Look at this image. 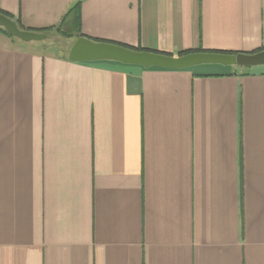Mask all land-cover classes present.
<instances>
[{"label": "crops", "instance_id": "crops-1", "mask_svg": "<svg viewBox=\"0 0 264 264\" xmlns=\"http://www.w3.org/2000/svg\"><path fill=\"white\" fill-rule=\"evenodd\" d=\"M78 2L86 38L264 51V0L0 10L42 30ZM45 44L0 31V264H264V65L73 62Z\"/></svg>", "mask_w": 264, "mask_h": 264}, {"label": "water", "instance_id": "water-1", "mask_svg": "<svg viewBox=\"0 0 264 264\" xmlns=\"http://www.w3.org/2000/svg\"><path fill=\"white\" fill-rule=\"evenodd\" d=\"M0 27L9 35L23 43L43 42L49 34L23 30L16 21L0 13ZM68 58L73 62L115 61L145 68L163 67L169 70L186 69L203 64L224 66L257 67L264 65V51L255 54H221L215 52H195L182 56L133 50L118 44L96 42L79 37L71 46Z\"/></svg>", "mask_w": 264, "mask_h": 264}, {"label": "trees", "instance_id": "trees-1", "mask_svg": "<svg viewBox=\"0 0 264 264\" xmlns=\"http://www.w3.org/2000/svg\"><path fill=\"white\" fill-rule=\"evenodd\" d=\"M80 4H81L80 2L76 3V5H74L70 9V11L65 15V17L62 19V21L58 25L49 27L47 29H42V30H32V29L25 28L21 24L20 20L17 19L16 17H14L12 14L4 12V11H1V10H0V13L6 15L7 17L11 18L12 20L16 21L17 24L19 25V27L21 29H23V30H30V31L40 32V33H47V34H49V36H50L51 33H56L57 35H59V36H61L63 38H71V37H73V38L78 39L79 37H83L84 36L81 33V21H80L81 7H80ZM0 31L5 33L9 37H11L13 40L23 43L19 39L9 35L1 27H0ZM87 38H89V37H87ZM89 39H91V38H89ZM91 40L96 41V42H108V41H101V40H97V39H91ZM108 43H113V42H108ZM113 44H118V45L130 48V49H133V50H138V51H151V52H155V53H160V52L154 51V50H149V49H144V48H136V47H131V46H127V45H123V44H119V43H113ZM199 51L200 52H218V51H205V50H199ZM259 51H261V50L254 51L252 53H256V52H259ZM68 52L66 54L67 58H68ZM192 52H194V51L181 52L180 55H185V54H189V53H192ZM167 55H172V54H167ZM154 67L161 68V69H166V68H163V67H157V66H154Z\"/></svg>", "mask_w": 264, "mask_h": 264}, {"label": "rangeland", "instance_id": "rangeland-1", "mask_svg": "<svg viewBox=\"0 0 264 264\" xmlns=\"http://www.w3.org/2000/svg\"><path fill=\"white\" fill-rule=\"evenodd\" d=\"M43 42H46L45 45L52 46L51 48L56 49L57 52H62L66 55L75 42V39L73 37L63 38L55 33H51L49 38Z\"/></svg>", "mask_w": 264, "mask_h": 264}]
</instances>
